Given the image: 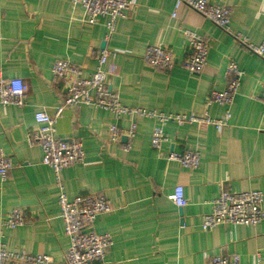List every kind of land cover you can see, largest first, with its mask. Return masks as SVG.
<instances>
[{
	"label": "crops",
	"instance_id": "1",
	"mask_svg": "<svg viewBox=\"0 0 264 264\" xmlns=\"http://www.w3.org/2000/svg\"><path fill=\"white\" fill-rule=\"evenodd\" d=\"M211 1L232 8L231 33L194 11L182 10L173 18L175 0H131V10L117 21L111 37L107 18L88 24L83 7L73 6L72 0H0V66L5 78H21L28 87L25 107L0 104V150L15 164L7 180L0 178V240L9 251L46 255L53 264L66 258L70 242L60 216L57 177L43 165L42 150L28 144V134L37 127L38 111L53 115L62 102L66 89L53 75L55 62L69 60L88 77L96 65L91 52L105 43L111 88L123 106L133 109L219 118L224 108L207 105L210 92L226 88L230 62L244 75L229 127L218 131L168 122V142L160 151L151 145L155 118L117 119L91 105L65 110L57 136L81 141L86 152L83 163L60 173L66 194L70 200L104 194L114 206L94 225L98 234L114 238L101 264H208L213 256L233 254L240 256V264H254L257 255L264 264V222L207 231L201 227L222 191L264 193V116L256 99L264 86V59L236 38L244 36L253 44L264 40V0ZM186 29L197 31L210 45L201 75L182 66L190 53ZM153 45L173 51L178 59L173 69L157 70L144 62ZM133 121L138 125L135 140H111V125L126 130ZM173 151H199L200 167L192 171L169 161ZM178 185L186 191L184 208L171 199ZM15 209L25 212L26 224L3 228L6 214Z\"/></svg>",
	"mask_w": 264,
	"mask_h": 264
},
{
	"label": "built area",
	"instance_id": "2",
	"mask_svg": "<svg viewBox=\"0 0 264 264\" xmlns=\"http://www.w3.org/2000/svg\"><path fill=\"white\" fill-rule=\"evenodd\" d=\"M73 6H82L83 19L91 25H96L100 18H107V35L111 37L115 31L117 21L127 17L131 10V0H72ZM194 11L204 19L211 21L217 27L231 33L232 8L225 3L211 0H175L173 18L179 11ZM190 53L182 62L184 70L192 75H201L206 71L210 45L197 31L186 29L183 31ZM237 40L251 53L264 59V40L260 44L251 43L244 36H237ZM109 50L100 48L92 50L91 56L96 65L90 76L84 75V69L74 65L69 60H57L52 72L55 78L63 81L65 93L61 104L53 115L46 110L35 114L37 127L28 134V144L39 147L43 153L42 163L50 167L56 177L60 189L59 206L64 231L69 239L70 247L64 262L61 264H101L107 257L108 251L114 246L111 234H98L95 229L96 219L113 211L112 201L104 194L79 195L70 200L61 183L60 173L76 164L83 163L86 158L84 144L79 140H63L57 136V123L68 108L80 105H91L115 114L117 119L126 115L140 118H155L158 125L151 136L152 147L160 151L163 144L168 142L164 125L176 122L179 125L198 124L200 126H214L222 131L230 126L232 107L234 106L244 72L235 62H230L226 68V88L213 90L208 96L207 105H219L224 113L219 118H213L208 113L202 116L195 114H165L155 110L129 108L123 106L119 94L112 90L109 72L106 68L109 60ZM144 62L157 70H171L178 63L172 50L165 45L149 46L144 54ZM28 87L21 78H5L0 66V104L4 107L11 105L23 108L27 105ZM262 104L264 116V86L261 94L256 98ZM138 135V125L133 121L126 130L117 124L111 125V140L119 141L127 137L130 142ZM130 145L126 149H130ZM169 161L179 163L184 169L197 170L201 164L199 151L171 152L167 155ZM15 164L3 150H0V178L7 180ZM171 199L180 208L188 205L184 186L175 188ZM264 222V193L261 191L230 192L224 190L212 202V212L205 215L202 222L204 231L221 225L256 226ZM26 224L25 212L15 209L6 214L3 228L16 229ZM3 229L1 230L2 233ZM240 256L217 255L210 258L208 264H240ZM0 264H53L46 255H31L26 252L15 253L6 248L0 240ZM254 264H261V258L256 256Z\"/></svg>",
	"mask_w": 264,
	"mask_h": 264
},
{
	"label": "water",
	"instance_id": "3",
	"mask_svg": "<svg viewBox=\"0 0 264 264\" xmlns=\"http://www.w3.org/2000/svg\"><path fill=\"white\" fill-rule=\"evenodd\" d=\"M105 46H106L105 43H103V44H102V48H104Z\"/></svg>",
	"mask_w": 264,
	"mask_h": 264
}]
</instances>
